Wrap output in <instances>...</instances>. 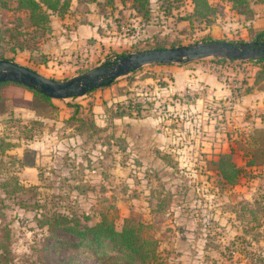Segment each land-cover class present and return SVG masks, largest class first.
Wrapping results in <instances>:
<instances>
[{"label": "rangeland", "instance_id": "rangeland-1", "mask_svg": "<svg viewBox=\"0 0 264 264\" xmlns=\"http://www.w3.org/2000/svg\"><path fill=\"white\" fill-rule=\"evenodd\" d=\"M248 1L244 14L231 0H208L216 9L212 21L191 23L192 0H148L147 19L135 11V0H70L64 15L50 12L46 32L31 25L18 0H0V32L8 30L0 49L21 43L25 50L7 53L13 61L68 79L154 46L156 34L170 47L253 41L264 2ZM83 25V43L68 42ZM217 26L222 33L208 31ZM220 59L199 60L227 83L228 92L219 95L205 87L174 91L173 77L151 63L83 96L54 99L55 119L18 108L0 130V238L10 263L45 264L60 242L45 221L63 214L89 224L107 215L117 229L129 217L143 222L144 235L159 243L154 264H264V151L249 163L253 150L264 148V133L256 131L264 129V61ZM99 93L101 106L122 104L133 114H97ZM73 104H80V118L68 120ZM91 120L102 130L89 127ZM33 153L37 166L26 168ZM223 153L239 167L235 183L218 173L215 161Z\"/></svg>", "mask_w": 264, "mask_h": 264}, {"label": "trees", "instance_id": "trees-1", "mask_svg": "<svg viewBox=\"0 0 264 264\" xmlns=\"http://www.w3.org/2000/svg\"><path fill=\"white\" fill-rule=\"evenodd\" d=\"M135 1L136 3L133 6L135 11L147 19L149 8L144 9L143 5L144 3L148 5V0ZM192 1L194 3V10L190 13L191 23L194 18H198L200 21L205 20L206 23L212 21L210 17H212L211 14L216 12L215 7L209 4L208 0ZM231 1L233 2V7L240 13L245 14L250 8L248 0ZM261 1L264 2V0ZM18 6L29 11V20L32 26L39 29V31L49 32L51 31L50 12H55L60 16L64 15L70 8V0H18ZM242 6H245V9ZM182 19L186 18L182 17ZM7 32L8 30L0 32V40L6 36ZM259 34L264 35V29L256 32V36ZM156 35L158 39L157 43L148 49L170 47L164 43V38H161L159 34ZM204 40L210 41L212 39ZM171 46H177V43L174 42ZM23 50H25V47L21 43L19 46L1 48L0 59L14 60L13 56H9L7 53L12 51V55H15L17 51ZM220 60L225 61L228 59L221 58ZM253 61H264V58ZM23 89H29L33 92L30 108L40 116V119L45 117L55 119L59 116L60 107L48 94L41 92L37 88L27 87L22 83L13 81L0 82V113L6 110V102L8 100L23 96ZM73 106H75L74 113L68 120L80 118L79 116L77 117L80 104H73ZM104 111L105 113L110 112L111 117L131 116L133 114L130 108H125L122 104H117L116 108L113 106L105 107ZM79 120L84 124L87 123L86 120ZM89 127L95 130H102L93 120L89 122ZM256 131L264 133V129L262 128L256 129ZM10 146L17 145L13 144ZM262 151H264V148H261V146L256 147L253 150L249 163H258L259 160H257L255 154L258 155ZM33 154V159L30 162L24 163V166L36 165V155L35 153ZM215 164L217 165L218 173L224 180L231 183L236 182L239 167L234 162L231 153H223L215 161ZM45 224L49 227L50 237L60 240L55 246L57 248L55 252H50L51 244H45V251L51 253V255H48V253L45 255V264H86L84 256H87L89 259V264H154V260L157 258L158 240L151 236H145L143 231L146 224L141 221L135 222L132 217L126 218L121 229H117L114 221L107 215H102L100 221L89 224L82 223L78 218H69L63 214H56L53 215L52 220L47 219ZM7 236L8 232H6ZM10 261H12L10 250L5 240L0 238V264H11Z\"/></svg>", "mask_w": 264, "mask_h": 264}, {"label": "water", "instance_id": "water-1", "mask_svg": "<svg viewBox=\"0 0 264 264\" xmlns=\"http://www.w3.org/2000/svg\"><path fill=\"white\" fill-rule=\"evenodd\" d=\"M261 34L253 41L210 40L187 45L152 48L127 53L114 60H106L68 79L48 77L39 71L8 59H0V82L13 81L39 89L53 99L83 96L94 89L110 85L115 79L151 64H185L207 57L228 60H258L264 58Z\"/></svg>", "mask_w": 264, "mask_h": 264}, {"label": "crops", "instance_id": "crops-1", "mask_svg": "<svg viewBox=\"0 0 264 264\" xmlns=\"http://www.w3.org/2000/svg\"><path fill=\"white\" fill-rule=\"evenodd\" d=\"M252 26L255 32L263 30L264 29V16L261 14H258L256 19H254ZM84 30H85L84 25L79 26L78 28L72 29L70 31V36L67 37L68 42L72 43L73 45L83 43L84 39H83L82 33L81 35H78V32L80 34V32ZM208 31H210L212 34L214 33L217 35L222 33L221 27L219 26L213 29L208 28ZM160 33H163V32H160ZM148 36H150V34ZM244 40H247V39H244ZM160 65H163L162 69H164V71H167L173 77V80L171 81L170 85L174 89V91H183V90L189 91V89H199V88L205 87L207 91L211 90L213 91L215 95L228 92L227 83L217 75L216 71L210 68L211 67L210 65H205V63L202 61L200 62L198 60L195 62H191V64L171 63V64H160ZM39 72L43 74V72L41 71ZM100 95H101L100 93L97 94L94 107H93V111L96 112L97 114H100V112H104V108H105L101 106V102L98 100V97ZM263 96L264 94L262 95V97ZM104 98L111 99L106 96H104ZM32 99H33V92L30 91L29 89H23V96L21 98L8 100L6 102V110L0 113V130L2 129V126L5 125L6 122L10 120L11 117L13 116L15 117L16 115L15 111L18 108L28 113L30 117H33L35 119H40V116H38L36 112L32 108H30V103ZM41 119L44 120L45 118H41ZM27 146L29 145L27 144L26 146H24V148ZM24 148L23 150L25 151L26 148L25 149ZM37 162L38 160L36 158L35 166H37ZM35 166H25V167L33 168Z\"/></svg>", "mask_w": 264, "mask_h": 264}, {"label": "flooded vegetation", "instance_id": "flooded-vegetation-1", "mask_svg": "<svg viewBox=\"0 0 264 264\" xmlns=\"http://www.w3.org/2000/svg\"><path fill=\"white\" fill-rule=\"evenodd\" d=\"M263 38H264V35H261L260 38H259V40H260V41H264Z\"/></svg>", "mask_w": 264, "mask_h": 264}]
</instances>
